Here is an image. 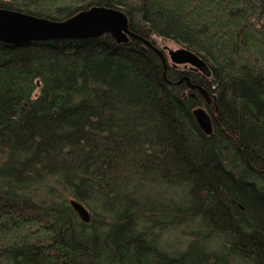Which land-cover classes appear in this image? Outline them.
I'll return each instance as SVG.
<instances>
[{
  "label": "trees",
  "instance_id": "obj_1",
  "mask_svg": "<svg viewBox=\"0 0 264 264\" xmlns=\"http://www.w3.org/2000/svg\"><path fill=\"white\" fill-rule=\"evenodd\" d=\"M95 7L137 38L0 42V264H264V0H0L59 23Z\"/></svg>",
  "mask_w": 264,
  "mask_h": 264
},
{
  "label": "water",
  "instance_id": "obj_2",
  "mask_svg": "<svg viewBox=\"0 0 264 264\" xmlns=\"http://www.w3.org/2000/svg\"><path fill=\"white\" fill-rule=\"evenodd\" d=\"M106 35H110L119 45L127 44L130 38H137L129 29L128 17L115 9L95 7L60 23L19 12L0 10V42L6 45L21 47L37 42L99 39ZM143 42L155 51L164 63L170 62L173 68L189 67V71L200 72L205 81L211 77L212 73L209 67L194 53L184 48L178 50L168 47L156 49L150 42ZM189 87L198 89L207 103L213 104L214 99L211 98L208 91L190 84ZM215 112L217 113V109ZM192 114L202 132L211 136L214 131L213 122L207 111L198 108L194 109ZM71 206L84 223L90 221L88 211L80 203L72 201Z\"/></svg>",
  "mask_w": 264,
  "mask_h": 264
},
{
  "label": "bare ground",
  "instance_id": "obj_3",
  "mask_svg": "<svg viewBox=\"0 0 264 264\" xmlns=\"http://www.w3.org/2000/svg\"><path fill=\"white\" fill-rule=\"evenodd\" d=\"M119 45V44H118ZM174 69H176V68H174ZM188 80H189V83H188ZM184 81H186V85H187V87H188V90H190L191 91V95L192 94H194V96H192L193 98H198L199 96H201L205 101H206V99L203 97V95L201 94V92L198 90V89H191L190 87H189V84L190 85H194V86H199V87H201L202 89H204V90H206L203 86H200L199 84H197V83H194L190 78H188V77H185V78H183L181 81H179V82H177V83H174V84H176V85H182L183 83H184ZM207 91V90H206ZM206 103H207V101H206ZM208 104V103H207ZM209 105V104H208ZM209 106H211V105H209ZM198 108H203V107H197V108H195V109H198ZM203 109H205V108H203ZM206 110V109H205ZM207 111V110H206ZM208 113V112H207ZM209 114V113H208ZM217 114V113H216ZM193 115V114H192ZM210 115V114H209ZM211 116V115H210ZM194 117V116H193ZM212 117V116H211ZM213 118H217V115H215V117H212V122H213Z\"/></svg>",
  "mask_w": 264,
  "mask_h": 264
},
{
  "label": "rangeland",
  "instance_id": "obj_4",
  "mask_svg": "<svg viewBox=\"0 0 264 264\" xmlns=\"http://www.w3.org/2000/svg\"><path fill=\"white\" fill-rule=\"evenodd\" d=\"M166 46H167L168 48L172 49V50H178V49H181V47L176 46V45L171 44V43L167 44ZM163 47H164V46H163ZM163 47H162V48H163ZM182 67H183V66H182ZM182 67H181V68H182ZM169 238H170V237H169ZM171 244H172V245H175L174 241H172Z\"/></svg>",
  "mask_w": 264,
  "mask_h": 264
},
{
  "label": "flooded vegetation",
  "instance_id": "obj_5",
  "mask_svg": "<svg viewBox=\"0 0 264 264\" xmlns=\"http://www.w3.org/2000/svg\"><path fill=\"white\" fill-rule=\"evenodd\" d=\"M179 68H181V67H179ZM178 69V68H177ZM181 69H183V70H185V71H188L189 70V68H181ZM189 72H191V73H193V74H195V75H197L199 78H201L202 80H205L204 79V77H203V75L200 73V72H194V71H189ZM208 81V80H207Z\"/></svg>",
  "mask_w": 264,
  "mask_h": 264
}]
</instances>
